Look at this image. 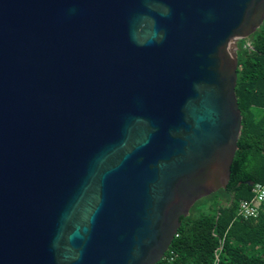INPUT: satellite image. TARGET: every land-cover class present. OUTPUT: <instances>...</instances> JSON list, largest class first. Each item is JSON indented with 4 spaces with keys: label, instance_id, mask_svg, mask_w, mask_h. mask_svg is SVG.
I'll use <instances>...</instances> for the list:
<instances>
[{
    "label": "water",
    "instance_id": "water-1",
    "mask_svg": "<svg viewBox=\"0 0 264 264\" xmlns=\"http://www.w3.org/2000/svg\"><path fill=\"white\" fill-rule=\"evenodd\" d=\"M263 21L264 0H0V264L163 259L227 187L234 43Z\"/></svg>",
    "mask_w": 264,
    "mask_h": 264
},
{
    "label": "trees",
    "instance_id": "trees-1",
    "mask_svg": "<svg viewBox=\"0 0 264 264\" xmlns=\"http://www.w3.org/2000/svg\"><path fill=\"white\" fill-rule=\"evenodd\" d=\"M234 47L241 130L227 187L216 191L230 194V203L215 198L181 217L176 236L156 264H264V205L255 218L237 215L239 202L253 197L245 182H264V21Z\"/></svg>",
    "mask_w": 264,
    "mask_h": 264
},
{
    "label": "built area",
    "instance_id": "built-area-1",
    "mask_svg": "<svg viewBox=\"0 0 264 264\" xmlns=\"http://www.w3.org/2000/svg\"><path fill=\"white\" fill-rule=\"evenodd\" d=\"M252 192L250 200H241L238 204L237 215L243 219L255 218L264 205V182L253 183Z\"/></svg>",
    "mask_w": 264,
    "mask_h": 264
},
{
    "label": "rangeland",
    "instance_id": "rangeland-1",
    "mask_svg": "<svg viewBox=\"0 0 264 264\" xmlns=\"http://www.w3.org/2000/svg\"><path fill=\"white\" fill-rule=\"evenodd\" d=\"M222 197H223V201H220V198H222ZM226 197H230V194L228 195L227 193L222 192V191H219L217 193L215 192V194L209 195V196L204 197V198L200 199L199 201H197L191 207L189 213L193 214V213H196V212L200 211L205 206V204L208 203L211 200L216 201V199H217L220 202H222V204H228V203H230V198L228 199Z\"/></svg>",
    "mask_w": 264,
    "mask_h": 264
}]
</instances>
